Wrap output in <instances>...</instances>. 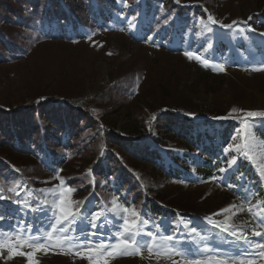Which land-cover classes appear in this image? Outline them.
<instances>
[{"label": "rangeland", "instance_id": "374dc122", "mask_svg": "<svg viewBox=\"0 0 264 264\" xmlns=\"http://www.w3.org/2000/svg\"><path fill=\"white\" fill-rule=\"evenodd\" d=\"M174 2L204 6L205 15L190 13L180 23L162 2H153L159 13L155 21L164 26L157 28L158 35L147 36L143 23L152 17L142 4L117 0V11L108 14L109 20H99L101 26L90 20L88 26L67 23L60 30L56 22L52 27L30 14L24 16V25L10 29L9 38L22 46L17 58L9 56V62L0 64V105L13 111L32 105L36 98L55 95L78 97L80 105L91 102L95 107L100 102L99 109L109 106L102 130L111 129L135 142L136 148L157 152V164L166 169H179L180 161L174 159H180L188 173L181 180L173 179L167 173L145 172L148 165L134 166L129 159V169L121 172L120 167L127 165L126 151L114 142L105 146L98 141L90 148L89 140L79 145L87 148L79 153L73 140L65 150H33L31 159L0 150L5 197L0 199V231L22 230L44 241L37 250L21 247L12 237V243L0 249V264H264V247L259 246L264 245V115H259L264 113V70H254L264 62L259 53L264 52L260 19L264 0ZM209 16L218 23H211ZM223 45L226 50L220 49ZM221 64L224 71L218 67ZM166 114L201 123L191 131L193 138L216 137L211 145L218 149L221 165L211 178L196 171L204 157L167 132L161 122ZM228 124L235 129L221 147L220 132ZM116 158L119 165L114 164ZM246 167L257 184L246 179ZM114 199L119 208L113 209ZM150 205L159 206L161 214L151 213ZM124 207L129 212H123ZM173 213L176 217L166 222ZM72 214L75 221L69 223ZM125 220L136 227L125 232ZM53 226L56 231L49 239ZM61 228L66 231L60 232ZM132 234L137 242L150 246L137 253L135 245L125 249L121 244L118 252L129 254H109ZM64 235L90 242L66 247L60 239ZM167 235L174 240L164 241ZM165 244L183 255L164 251ZM21 251L30 253L31 261L19 255Z\"/></svg>", "mask_w": 264, "mask_h": 264}, {"label": "trees", "instance_id": "16d2710c", "mask_svg": "<svg viewBox=\"0 0 264 264\" xmlns=\"http://www.w3.org/2000/svg\"><path fill=\"white\" fill-rule=\"evenodd\" d=\"M125 1L131 4L141 3L146 10L145 14L152 17V19L143 23L145 24L144 33L147 36L158 35L159 30L164 26L162 21H155L159 13L155 10L153 2H162L171 14L177 17L180 23H185L187 20L183 17L190 13H193L194 16L199 15L203 17L205 15L202 13L204 6L196 8L194 6H179L174 0ZM116 2L117 0H0V64L9 62V56H12V59L19 56L20 46L22 45L18 44L16 39L11 40L8 35L11 32L10 29L18 25L17 23L22 24L24 22V16L34 15L35 19L39 18L42 21L50 22V26L52 27V22H56L60 30L65 28L66 25L64 24L69 23L76 26L83 23L87 25L90 20L93 22V26H98L100 25L99 20L107 21L109 20L108 14H114L117 11ZM161 19L163 21L165 20L164 18ZM260 19L264 20V12H262ZM86 29L91 30L92 27H87ZM169 32L171 30L164 32L162 37L163 41L167 40V34ZM79 34H81L80 31ZM81 36L79 35V37ZM218 48L214 50H218ZM220 49L226 50L224 45ZM259 53L264 55V52ZM215 54L217 53H213V55ZM80 101L78 97L72 95L60 97L55 95L41 99L36 98L32 105L14 109L13 111H8L4 106L0 105V150L3 153L6 150L9 154L8 156L17 155L31 159L33 150L38 151L43 148L49 150H65L73 146V140H77L75 141V148L76 152L79 153H81L82 149L84 151L87 150V148L79 145L89 140V144L99 141L101 143L105 142V146L108 143L114 142L118 147L124 148L126 151L125 155L127 158L125 159L127 165L120 167L121 172L126 167L129 169L130 165L127 162L129 159L132 162L130 164L134 166L144 163L148 165L150 168L145 172L160 174L161 176L167 173V176L173 179L181 180L188 173V166L184 161L175 158V162L176 160L180 161V168L175 169V167H171L166 169L165 165L157 164L155 159L158 156L157 152H154L152 149H147L148 147H144L142 150V147L138 149L135 147V142L124 139L118 134H113L111 129L102 130L105 127L103 117L105 119L108 118L109 106L99 109L97 106L100 102L94 107V104L91 102L80 105ZM161 122L167 128V132H169L173 139L182 143L187 150L197 151L204 157V163L201 165L198 164L196 171L204 179L211 178L214 171L221 165L220 157L216 155L218 149H215L211 145L216 140V137L210 134H201L193 138L191 131L198 126H202L201 123L194 124L189 119H182L173 114H166ZM234 129L235 125L233 124L222 127L220 141L218 140L221 143V147L229 143ZM103 134H105V137L102 138ZM262 136L264 138V133H262ZM65 139L66 141H63ZM209 140L211 141L210 145L206 147V142ZM89 144L88 146L91 148L93 144ZM96 144V146L100 145V143ZM102 148V144L98 146V149L101 150ZM12 150L15 152H12ZM100 150L98 152L99 155L100 153L102 154ZM128 152H133L134 155ZM141 156L149 158V161L143 159ZM107 160L111 161L112 159L107 158ZM119 163V159H114V164L119 165ZM95 164L97 165L98 163ZM172 166H176V163ZM184 167H187L186 171ZM94 169L95 173H97V168ZM243 171L246 179L251 181L250 184H257L256 177L248 167L244 168ZM229 184H233V181L230 180ZM149 208L155 216L162 212L159 206L150 205ZM170 215V218L168 217L165 220L166 222H171L176 217L174 213Z\"/></svg>", "mask_w": 264, "mask_h": 264}, {"label": "snow or ice", "instance_id": "6c2138e0", "mask_svg": "<svg viewBox=\"0 0 264 264\" xmlns=\"http://www.w3.org/2000/svg\"><path fill=\"white\" fill-rule=\"evenodd\" d=\"M208 20L211 21V23L215 24V23H218L212 16H209L208 17ZM200 23L202 25H204L205 28H207V25L205 24L204 20L201 19ZM221 27H228V28H231L232 25H223L221 24L220 25ZM186 55H189L191 57V53H186ZM207 62V61H206ZM218 67L220 68L221 71H224V65H218ZM254 70H264V62H262L260 65L258 66H254ZM235 111V110H233ZM249 116H253V115H257V113H252V112H249L248 113ZM259 115H264V113H259ZM226 117H221L220 119H225ZM234 162V161H233ZM221 171H223V169H221ZM9 191H13L14 189L12 188H9L8 189ZM2 186H0V199H3L5 198L3 195H2ZM69 191H71V189H69ZM112 205H113V209H116V208H119L120 206L117 204L116 200L114 199L112 201ZM64 209L62 208L61 209V212H63ZM123 212L127 213L129 212V209L127 207H124L122 209ZM226 211V210H225ZM133 215H135V213L133 212ZM97 218H99V214H97ZM0 219H3L2 216H0ZM63 220H68V216H63L62 217ZM75 221V215L72 214V219L69 220V223H72ZM136 225L135 223H129L128 220H125L124 221V231L127 232L129 231L130 229L132 228H135ZM56 231V228L55 226H53L51 228V230L49 231V236L48 238L49 239H52V232ZM60 232H65L66 229L65 228H61L59 229ZM195 229H192V232L195 233ZM122 235V233H117V236H120ZM134 235L135 234H132L130 236H128L127 238H125L124 240H122L120 242V244H117L115 247H113L111 249V251L109 252V254H113V253H117V254H129L127 252H118L121 244L124 246V248L126 249L130 244L132 245H135V251L137 253H139L140 249L142 247H148L150 246V242H146V241H139L137 242L135 239H134ZM147 236L151 237L153 240L156 239V237L153 236V234L151 232H148L146 234ZM233 235H235V233H233ZM256 235H259V233H256ZM12 237H16L17 241L19 242L20 246L21 247H24V246H27V247H32V248H35L37 250H40L42 249L43 247V239H39V238H35V237H31L30 234L26 233L25 231H22V230H17V231H13V232H9V233H4L2 231H0V249L8 246V244H11L12 243ZM240 239H243L244 237L241 236L239 237ZM60 239H62L63 241L67 242L66 244H64L63 246H66V247H72V246H75L76 248H79L81 247L82 245H87L90 241H88L87 239L85 240H79V241H73L72 237L69 236V235H64L62 236ZM162 239L164 241H173L174 240V237H172L171 235H167V236H164L162 237ZM59 243V240L57 241ZM103 241L101 242V245H103ZM260 247H264V245H259ZM161 248L164 250V251H171V252H174L175 254L177 255H183V253L178 250V249H175L174 245H161ZM19 255H22V256H26L28 258L29 261H31L32 259V256L30 253H25V252H19L18 253ZM216 264H223L222 261H217Z\"/></svg>", "mask_w": 264, "mask_h": 264}]
</instances>
